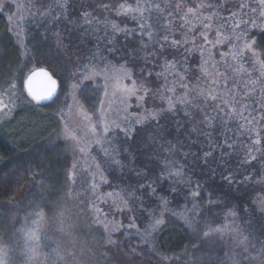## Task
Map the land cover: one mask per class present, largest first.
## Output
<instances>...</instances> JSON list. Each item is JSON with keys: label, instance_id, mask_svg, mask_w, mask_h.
Here are the masks:
<instances>
[{"label": "trees", "instance_id": "trees-1", "mask_svg": "<svg viewBox=\"0 0 264 264\" xmlns=\"http://www.w3.org/2000/svg\"><path fill=\"white\" fill-rule=\"evenodd\" d=\"M177 2L183 0H18L21 6L18 10L17 4L5 0L0 8V94L11 91L16 95L19 102L16 113L25 101L31 102L22 90L23 78L41 66L54 70L60 92L55 103L40 106L49 118L42 115L35 120L45 121L41 132H35L38 128L32 117L20 118L17 133L15 130L8 136L0 133L2 264H35L38 259L43 264H58L59 252L50 236H34L40 229L37 221L45 203L33 193L40 195L42 191L46 198L53 193L49 187L58 186L50 178L53 175L49 163L52 158L48 157L52 153L50 144L61 123L66 127L70 123L73 113L70 107L77 103L95 127L94 150L100 152L94 155L100 174L107 179L105 184L97 181L94 184L103 193L114 194L106 198L108 202L104 199L106 205L109 203L106 213L109 216L105 218L115 228L111 239L116 244L107 243L110 229L106 230L99 218L95 247L88 250L90 255L82 258L83 253L77 254V259L67 255L69 264H115L127 259L137 264H233V258L240 264H249L251 257L261 255L264 215L257 201L264 198V109L257 101L262 98L260 82L264 77L259 73L257 61L248 55L228 61L217 54L211 57L205 49L198 48L196 44L202 43L201 38L188 43L192 37L184 36L185 8L176 7ZM130 3L132 9L139 6V10L128 11ZM233 3L232 8L242 12L244 24L232 28L226 22L221 36L229 43L242 32L264 62V30L257 32L256 39L246 36L254 0ZM122 4L124 9L120 8ZM14 29L15 35L9 33ZM6 36L10 41L4 40ZM58 39L63 40L66 49L58 46ZM110 40L118 48L114 56L106 51L113 46ZM174 40L180 43L174 45ZM97 46L105 59L90 60ZM201 62L203 70L199 69ZM122 65L131 70L130 78L122 74ZM241 65L244 70H240ZM198 70L215 73V83L210 89L192 87L197 84L196 76L201 74ZM157 73L161 75L158 77ZM141 79L152 91L142 104L135 95L127 97L129 107L125 111L121 103L125 95L117 82L130 87L132 80ZM249 80L257 81L256 90L245 96ZM168 88L174 91H167ZM184 96L190 101L187 107L195 119L201 120L205 115L213 118L211 128L207 125L201 128L211 132L215 148L203 135L192 134L189 138L192 125L185 117V105L175 100ZM167 98H173L176 110L152 118V111L167 109ZM101 101H104L103 119ZM137 115L145 117L142 124L134 122ZM249 120L253 122L248 123ZM177 121L182 124L179 133ZM158 124L166 125L171 135L162 138L156 135L154 129ZM125 125L133 129L127 137L122 130ZM139 128L146 129L145 142L137 143L134 156H130L125 149ZM151 135L156 138L149 139ZM26 136L29 138L23 140ZM225 139L232 147L225 144ZM257 140L259 144L255 143ZM185 152H196L198 157H203L204 152L212 155L206 162L200 159L194 163L191 155L184 156ZM46 185L49 191L44 192ZM119 197L128 201L135 198L136 211H127L123 204L117 208L114 201ZM132 206L129 202L127 208ZM156 219H162L163 223L153 228ZM245 237L246 242L241 244L239 241Z\"/></svg>", "mask_w": 264, "mask_h": 264}, {"label": "rangeland", "instance_id": "rangeland-1", "mask_svg": "<svg viewBox=\"0 0 264 264\" xmlns=\"http://www.w3.org/2000/svg\"><path fill=\"white\" fill-rule=\"evenodd\" d=\"M233 2L234 0H183L182 3L177 2L175 5L176 7L182 5V8H185L186 26L184 27L186 30L184 31V36L187 34L192 37L191 40L187 41L188 43H194L196 39L201 38L202 43L196 44L197 47L205 49L207 55L212 57L217 54L223 60L242 59L244 58L243 56L248 55L254 61H257L255 63L261 74V60L258 51L255 47H252L253 42L249 41V38L247 40L241 32L238 34V38L228 43L226 37L221 36L224 32L221 33L220 30L222 27H225L226 22L232 28L244 24L241 23V21H244V16L241 11L232 8L234 6ZM254 2L255 6L252 7L250 12L251 17L247 18L248 26L246 27V36L251 37V40L256 39V34L259 30H264V15H261V12H264V6L260 5L259 0H254ZM129 6H131V3ZM189 9H192V11H189ZM223 13H225V16H223ZM7 21H10V18L7 17ZM9 33L15 35L16 29L13 32L9 30ZM9 38L6 36L4 40L8 42L10 41ZM217 41L220 42L218 43ZM246 45H250V47H246ZM232 50L235 52L233 51L230 55L229 53ZM200 65L199 69L203 70L204 63L201 62ZM41 67L56 75L52 68ZM198 72L200 73L201 71L198 70ZM214 74V72L209 74L201 72L195 78L197 84L192 87L196 90L198 88L202 90L204 87V91L210 89L215 83L213 79ZM17 80H20V76H18ZM15 86L20 93L19 85L16 83ZM9 90H12V88H9ZM15 96L11 91L5 95L0 94V133L3 136H8L11 130H15L17 133L21 128V125L18 123L20 118L32 119V117H35L33 124L38 128L35 132H41L46 123L44 120L41 123L35 120H38L42 115L46 116L44 118H48L44 114V109L25 101L23 107L14 113L19 106V102ZM70 111L73 112L72 118L69 121L70 123L67 127L61 123L60 131L56 133L53 142L50 144L52 153L48 156L52 158V160H49L53 173L50 178L58 186L49 187L50 192L53 193L47 195L46 198L44 195H41V190L40 195L39 193L36 194L35 190L37 189L33 193L34 196H40L42 198H40L41 202L45 203L42 204V210L39 211L40 217L37 221L40 229L36 230L34 236L35 238L40 237V234L50 236V240L54 244L53 247H55L56 252H59L60 259L58 260V264H69L68 260L70 257H67V255L73 257V259H77V254L83 253L82 258L89 254L88 250L95 247V243H93L94 233L100 223L99 218L102 225H108V228H105L106 230L112 229L110 222H108L109 218H105V216H109L106 215V213H109V203L107 204L108 206L105 204L106 201L108 202L106 193H103L98 188L94 191L92 187L95 181L100 184L106 183L100 178V166L99 168L96 167L99 163L94 154L99 153L100 150H94L97 141L94 137L92 123L85 118L86 113L81 110L79 103L71 105ZM24 130L26 131V129ZM28 138L27 136L26 138L23 137V140ZM82 148L85 149L83 152L81 151ZM46 190H48V185H46L44 192ZM105 206H107L106 209L104 208ZM0 242H2L1 235ZM0 256H2L1 248ZM39 261L41 259L35 260L34 263L43 264V262ZM115 264L137 263L127 259L117 260Z\"/></svg>", "mask_w": 264, "mask_h": 264}, {"label": "snow or ice", "instance_id": "snow-or-ice-1", "mask_svg": "<svg viewBox=\"0 0 264 264\" xmlns=\"http://www.w3.org/2000/svg\"><path fill=\"white\" fill-rule=\"evenodd\" d=\"M12 3L17 4V8L18 10L20 9V5L18 4V0H11ZM260 5L264 6V0H259ZM5 0H0V8H2L4 6ZM158 7V6H157ZM121 9H124L125 6L122 4L120 5ZM128 11H134V10H139V6H137L136 9H132L131 6H129L127 8ZM189 11H192V9H189ZM261 15H264V12H261ZM241 23H244L243 21H241ZM207 27V26H206ZM237 27H239V25H237ZM142 30H143V26H141ZM119 30V29H117ZM151 35V34H149ZM166 39V38H165ZM218 43L220 41H217ZM109 43L113 44L112 47H108L106 49V51L108 52V54L110 55H116V53L118 52V48L115 46L113 41H109ZM174 45L179 44L180 41H173L172 42ZM57 44L59 47L66 49V45H64L63 40L62 39H58L57 40ZM246 47H250V45H246ZM91 51V50H88ZM202 51V50H201ZM223 55V54H222ZM99 58L100 60L105 59V57L102 55L101 50L99 48V46L96 47L95 51L91 52V56H90V60H95ZM173 67H175V64H173ZM261 76H264V62H261ZM240 70H244L243 66L241 65V69ZM144 69H141V72H143ZM206 71V69H205ZM121 72L124 76L127 77H131L132 72L131 70L127 69L126 66H121ZM149 75H151V73H149ZM161 75V73H157V76L159 77ZM218 75H222L219 74ZM39 78V79H38ZM85 79H87L88 77L85 76ZM165 79H167L165 77ZM183 78L181 77V80ZM261 93H262V98L261 100H258L257 103H259L260 107L262 109H264V81H261ZM26 90L28 95L31 97L32 101H35L37 103L42 102V101H47V102H51V103H55L58 98H59V93H58V83L57 80L53 78V75L51 73H49L47 70H45L44 68H39V69H33L30 71V74L27 76L26 81ZM257 81L256 80H249L245 87L248 88V91L244 93L245 96H249L251 93H254L256 88ZM118 87H120L125 95V99L121 101V103L124 104V110L127 111V108L129 107V105L127 104V97L130 96H136L137 101L142 104L144 102L145 96L149 95L151 93V89L147 88L144 84L143 79H141L139 82L137 80H132V85L129 87L128 85H123L121 84L119 81L117 82ZM73 87H76L75 85ZM107 89V86H105ZM182 87L187 88V85L182 84ZM158 91V90H157ZM167 91H174V89L168 88ZM141 93V94H137V93ZM105 96L108 95L107 90H105ZM162 99H165V97L162 95L161 96ZM207 98V97H206ZM213 100L216 99L215 96L211 97ZM175 100H178L180 104L185 105V110H184V114L185 117L188 119V122L191 123V128L188 131V135L189 138H191L192 134H196L197 136L203 135L205 137L209 138V144H211L213 146V148H215L217 145H215L213 143V140L211 139V132H206L203 131L201 128V125H207L209 128L212 127V121L213 118H210L208 115H205L203 117V119L201 120H197L194 117V113L193 111L188 110V105L190 103V101L187 99V96L184 97H175ZM167 102H168V107L167 109H159V110H154L150 113V116L152 118L155 117H161L164 115L165 112H174L175 109V103L173 101V98H167ZM101 119H103L104 117V112H103V107H104V101H101ZM199 107L198 105H193V108ZM242 107L247 108L248 105H243ZM233 111H236L235 108H233ZM135 115V114H134ZM85 118L90 120V117L85 114ZM145 120V117L143 116H139L137 115L135 118V123L136 124H142ZM253 120H255V117H253ZM253 120H249L248 123H252ZM177 129L176 132L179 133L180 132V128L182 127V124L180 121H177ZM116 127H120L119 125H116ZM124 131L125 136L127 137L130 133L133 132V129L131 126L129 125H125V127L122 129ZM93 131H95V127L93 126ZM146 129L144 128H139L135 131V138L132 141L131 144H129V148L125 149V151L129 152L130 156H134V150L135 147L137 145V143H144L145 142V138H144V134H145ZM104 132H109V126L106 124L104 127ZM154 132L156 135L160 136L161 138L165 135H171V133L168 132L167 130V126L166 125H162V124H158L156 126V128L154 129ZM156 135H151L148 138L149 139H155ZM221 135H223V132L221 133ZM125 143H129L127 140L125 141ZM192 144H195L196 141H191ZM256 144H259L260 141L257 140L255 142ZM225 144H228L227 139H225ZM228 147H232L231 144H228ZM85 149H81V151L83 152ZM251 151V150H249ZM105 154L110 156V152L108 151V149H105ZM184 156H188L191 155L194 158V163L198 162L200 159H204L205 162L207 161V158L210 157L212 155L211 152H204L203 153V157H198L196 152H185L183 153ZM254 158V157H253ZM116 165H120V161L119 160H115L113 161ZM97 168H99V165L96 166ZM138 175L140 173H137ZM179 174V173H177ZM101 180L106 182L105 177L101 174ZM93 190L95 191V189L98 187L96 184H93ZM141 187H143L141 185ZM153 192H155V189L152 190ZM173 191H176L175 189H173ZM180 193H177V195H179ZM107 197H112L114 194L112 192H109L107 194H105ZM130 196L134 197L133 193H129ZM194 196L198 195V193H193ZM131 202V204L133 205L131 208H127L128 203ZM114 203H116L117 208L120 207L121 204L124 205V207L127 209V211L129 212H133L136 211V199L132 198L131 201L125 200L123 197H119V199L117 201H114ZM258 205H259V209L262 215H264V198H261L257 201ZM234 214V213H233ZM163 223L162 219H156L155 223L152 225L153 228H156L158 226H160ZM105 228H108V225L105 224ZM111 231H115V228L113 227L112 229L109 230V238L107 240V243L109 244H116V241H113L111 239ZM205 236H208V233L204 234ZM247 238H243L241 239L239 242L241 244H244L246 242ZM244 251L247 252L248 249L247 247L244 248ZM261 255L259 257H251L249 260V264H264V247L261 248ZM2 262H4V258L0 257V264H2ZM233 264H240L239 260H236L235 258H233Z\"/></svg>", "mask_w": 264, "mask_h": 264}, {"label": "water", "instance_id": "water-1", "mask_svg": "<svg viewBox=\"0 0 264 264\" xmlns=\"http://www.w3.org/2000/svg\"><path fill=\"white\" fill-rule=\"evenodd\" d=\"M40 68H44V67H40ZM35 69H39V68H35ZM45 70H47L46 68H44ZM33 70V69H32ZM49 73H50V71L49 70H47ZM30 74V72L23 78V91L25 92V95H26V97L28 98V100L29 101H31V102H33L34 104H36V105H38V106H42V105H47V104H50L51 102H47V101H42V102H39V103H37V102H35V101H32V99H31V97L28 95V93H27V90H26V84H25V81H26V78H27V76ZM53 75V74H52ZM53 78L54 79H56L57 80V78H55L54 76H53ZM39 79V78H38ZM57 83H58V93L60 92V87H59V82H58V80H57Z\"/></svg>", "mask_w": 264, "mask_h": 264}]
</instances>
